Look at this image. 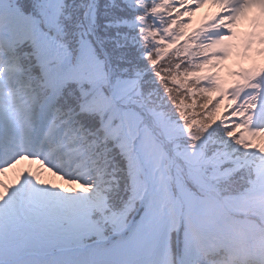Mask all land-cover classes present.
<instances>
[{
    "label": "snow or ice",
    "instance_id": "obj_1",
    "mask_svg": "<svg viewBox=\"0 0 264 264\" xmlns=\"http://www.w3.org/2000/svg\"><path fill=\"white\" fill-rule=\"evenodd\" d=\"M36 4L40 14L52 10L57 34L64 33L65 0ZM17 5L14 15L20 20L37 15L21 0ZM90 23L95 32L93 18ZM110 43L111 48L103 41L77 40L73 48L52 37L45 52L50 84L37 101L34 122L43 133L52 113L60 110L61 99L80 85L69 98L65 115H71L69 122L87 136L92 155L98 154L88 174L99 173L102 183L111 184L105 212L120 215L124 227L111 234L100 229L95 246L88 245L83 243L88 225L101 220L88 213L85 203L68 211L28 204L21 196L19 208L0 205V264H264V239L248 238L243 247L238 243L234 208L258 181L264 191V179L235 156L227 159L220 154L219 145L190 150L182 163L169 164L168 124L151 89L143 82L139 90L131 88L128 74L114 71L123 62L114 59V53L125 45L115 39ZM258 118L264 120L259 102L252 105V119ZM105 176L110 179L103 180ZM33 195L46 196L41 190ZM5 196L7 191L0 192V200ZM109 241L110 247H100Z\"/></svg>",
    "mask_w": 264,
    "mask_h": 264
},
{
    "label": "rangeland",
    "instance_id": "obj_2",
    "mask_svg": "<svg viewBox=\"0 0 264 264\" xmlns=\"http://www.w3.org/2000/svg\"><path fill=\"white\" fill-rule=\"evenodd\" d=\"M127 1L143 9V15L130 24L139 25V35L160 46L161 55L179 47V50L194 58L197 50L193 49V42L203 37L208 41L211 36L204 57L211 54L217 57L203 61L199 76L216 84L217 96L224 98V114L236 116V126L241 130L239 137L242 142L252 143L256 130L264 134V120L252 119L253 104L259 102L261 109H264V88L260 87L264 85V0H175L184 16L183 20L189 18L183 28H180V24L174 27L163 21L165 7L161 0H154L150 9L148 0ZM16 7L11 3L0 5V17H3L0 42L3 48L11 52V56H8L0 50V125L7 130L6 139L10 140L6 144L9 158L0 165V192L7 191V196L0 200V205L19 208L18 193L23 185L27 187L25 202L28 204H47L51 209L63 207L72 211L79 203H85L88 213H94V219L101 220L100 224L88 225L86 241L89 236L97 233L96 229L105 226L103 220L113 221L119 228L124 225L123 218L112 214L107 219V194L104 191L107 186L100 185L97 174H88L89 167L93 165L89 166L85 162L87 150L84 151L81 142L68 145V137L72 134L68 132L66 123L61 124V121L54 127L57 120L52 115L43 133L36 134L31 127V121L34 120V116L33 119L30 118L32 105L37 106V101L42 99L43 94L40 96L36 90L31 89V85L20 80L16 71L19 65L14 62L18 51L16 46L25 41L27 45L30 44V53L35 55L39 68L45 75L41 87L44 90L50 84L45 52L53 36L61 42L62 40L56 32L51 9L45 10L41 17L28 21L15 17ZM187 35L189 39L184 40ZM131 82L129 87L134 88L135 85ZM224 114L220 113L219 116ZM179 128L183 129L182 126ZM44 133L46 134L43 136ZM48 138L50 142L46 146L45 139ZM256 139L257 143L251 145L249 150L253 149L262 159H247L245 163L259 164V168L255 166L257 174L264 179V137L262 140ZM62 146L65 148H60ZM187 152L189 151L186 150L185 153ZM95 157L98 154L91 158ZM17 176L18 182L10 184L9 181ZM78 183L84 187H77ZM260 189L258 181L254 189L245 193L234 204L240 210L260 214V222L263 223L260 227L259 223L237 218L236 239L241 247L248 238L264 239V191ZM36 190H41L46 196L43 199L35 197L33 194Z\"/></svg>",
    "mask_w": 264,
    "mask_h": 264
},
{
    "label": "trees",
    "instance_id": "obj_3",
    "mask_svg": "<svg viewBox=\"0 0 264 264\" xmlns=\"http://www.w3.org/2000/svg\"><path fill=\"white\" fill-rule=\"evenodd\" d=\"M21 2L27 11H34L37 5L36 0H21ZM65 3V14L61 17V23L65 25V38L73 48H75L77 40L82 43L86 41L85 44L89 40L103 41L109 48H111V40H118L125 47L114 53V59L123 61L115 67L114 71L121 72V74L127 73L129 77L139 75L138 89L141 82L151 89L152 98L166 123L176 120L189 125L195 122L200 123L204 129L192 126L188 138L193 137L200 140L198 144L201 147L219 145L220 152L225 151L230 157L235 156L242 161L243 167L257 173L255 166L259 168V164H247L245 160H260L262 157L258 154L246 155L244 148L239 146L240 143L236 139V135L229 139V136L236 131L231 119L229 122L218 123L214 128L210 127L215 121L216 110H219L222 105L221 101L213 97V91L216 90L215 85L203 83L197 78L186 79L182 75L180 76L181 83L175 84L174 77L175 73H178V65L182 71L191 74L195 70L191 62L189 60L182 61L180 57L172 53L156 63L155 50L152 47L138 48L129 37L133 34L134 29L117 24L122 20L135 18L138 14L136 10L126 6L122 0H113V2L111 0H96V3H93L92 0H65ZM90 18L94 19L95 32L92 30ZM146 76L147 78H145ZM23 78H29V74H25ZM76 89H78L77 85L70 88L69 97H65V99L69 100ZM184 102L188 104L186 109L183 106ZM106 184L109 186L104 190L107 194L111 190V184ZM105 206L106 209L110 207L108 201ZM107 215V219H109L112 214ZM248 217L255 218L252 215H248ZM112 226L113 221L108 220V223L102 228L110 231Z\"/></svg>",
    "mask_w": 264,
    "mask_h": 264
},
{
    "label": "bare ground",
    "instance_id": "obj_4",
    "mask_svg": "<svg viewBox=\"0 0 264 264\" xmlns=\"http://www.w3.org/2000/svg\"><path fill=\"white\" fill-rule=\"evenodd\" d=\"M263 105V104H262Z\"/></svg>",
    "mask_w": 264,
    "mask_h": 264
}]
</instances>
